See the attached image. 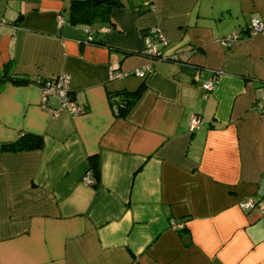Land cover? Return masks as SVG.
I'll use <instances>...</instances> for the list:
<instances>
[{"label":"crops","instance_id":"1","mask_svg":"<svg viewBox=\"0 0 264 264\" xmlns=\"http://www.w3.org/2000/svg\"><path fill=\"white\" fill-rule=\"evenodd\" d=\"M139 1L72 24L69 0H0V264H264V31L223 39L264 0ZM151 26L166 43L140 78ZM60 72L83 113L40 106ZM142 81L118 116L108 96ZM21 134L40 144L6 148Z\"/></svg>","mask_w":264,"mask_h":264},{"label":"trees","instance_id":"2","mask_svg":"<svg viewBox=\"0 0 264 264\" xmlns=\"http://www.w3.org/2000/svg\"><path fill=\"white\" fill-rule=\"evenodd\" d=\"M136 1H138V0H136ZM143 1L144 0L139 1V3H138L139 5L137 6L138 11H141V10H139L140 8L148 9L152 5V0H148L147 5H143L142 4ZM132 2H134V0H69L68 10H67V15L65 17V20L68 23H72V24H88V23L93 22L95 20L106 21L109 18L110 10L113 7L124 5V4H131ZM258 20L264 21L263 19H258ZM147 30H148V28H147ZM147 30L144 32L143 36L147 32ZM262 32H258L256 34H259ZM256 34H250L249 28L242 35L240 33H237V32L230 34V36H227V38H223L224 39V45L226 47H228L232 43V41L236 40L237 38H240L243 36H252V35H256ZM87 41L92 42L93 40H91L90 37H87ZM94 43L101 44L100 41H95ZM145 77H146V75L142 78H145ZM41 78L42 77L36 78L35 83L37 84V83L41 82V80H42ZM12 81L20 84V83H25L28 80L22 79L19 77H12ZM206 81H212V86H211V88H212L214 83H215V79H209ZM143 86H144V84L142 81L133 90L114 92L108 96V99H109L110 103L113 104L114 110L118 116L123 117L126 115V113L130 109V107L132 106L134 101L140 95V93L143 89ZM210 89H205V90H210ZM70 98L72 100L71 96H70ZM263 102H264V99L261 98V100L259 102L255 103L254 107L258 103H263ZM261 112H263V111H261ZM40 141H41V139L39 136L31 135V134H21L15 142L8 144V146H6V148H9V149L10 148L11 149L28 148V147H31L34 145H36V146L39 145ZM88 170L90 171V173L95 178H97V175H98L97 160H96L95 156H93V155L88 157Z\"/></svg>","mask_w":264,"mask_h":264},{"label":"built area","instance_id":"3","mask_svg":"<svg viewBox=\"0 0 264 264\" xmlns=\"http://www.w3.org/2000/svg\"><path fill=\"white\" fill-rule=\"evenodd\" d=\"M142 4L147 5L148 0H144ZM263 30H264V21L258 19H252L250 21V27H249L250 34H256L258 32H262ZM165 43H166L165 38L156 27L151 26L150 28H148L147 32L143 36V48H142V53L148 59V63L144 66L133 69L131 73L140 78L144 77L150 71L151 63L161 58L159 46H162ZM126 74L128 73L125 72L122 74V72L111 69L109 71V78H120ZM41 79H42L41 82L37 83L40 92V101H41L40 106L46 109L51 115V117H55L57 113L61 110L67 111L72 116L79 115L84 112L83 106L74 103V101L71 100L70 98L69 88H68L69 75L67 73L60 72L53 76H48L44 78L42 77ZM211 86H212V81H205L202 83V87L205 89H210ZM48 95H52L55 98H57V101L59 103L57 108H49L45 105V98ZM262 98L264 99V95ZM254 109L257 112L264 111V102L258 103L254 107ZM199 123H200V119L198 115L194 114L190 116L188 120V130L193 131L198 127ZM251 205L252 204L250 201H243L240 203V206L242 208H246ZM178 227H180V225H178Z\"/></svg>","mask_w":264,"mask_h":264}]
</instances>
